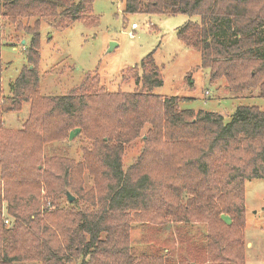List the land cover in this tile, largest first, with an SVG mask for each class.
Instances as JSON below:
<instances>
[{
    "label": "trees",
    "instance_id": "16d2710c",
    "mask_svg": "<svg viewBox=\"0 0 264 264\" xmlns=\"http://www.w3.org/2000/svg\"><path fill=\"white\" fill-rule=\"evenodd\" d=\"M93 2L0 0V21L30 38L27 66L6 91L0 55V264H132L128 215L146 220L150 212L161 224L201 221L206 261L244 264V185L264 178V110L240 105L225 122L215 112L180 109L179 98L152 92L162 84L152 53L133 68L139 91L110 92L88 72L66 94L41 95V24H92ZM124 12L198 16L176 36L199 53V67L210 80L225 78L232 92L258 87L264 96V0H124ZM24 104L21 127L3 140V116ZM146 124L141 151L124 168V146ZM72 131L91 146L82 147L81 160L42 155L45 144ZM84 177L92 182L86 190ZM67 191L85 202L57 204Z\"/></svg>",
    "mask_w": 264,
    "mask_h": 264
},
{
    "label": "rangeland",
    "instance_id": "374dc122",
    "mask_svg": "<svg viewBox=\"0 0 264 264\" xmlns=\"http://www.w3.org/2000/svg\"><path fill=\"white\" fill-rule=\"evenodd\" d=\"M189 20L198 22L199 17L125 13L124 0H94L92 16L86 18L87 22L94 21L92 24L75 21L64 30H56L43 22L38 49L39 92L45 96L66 94L88 72L97 73L99 85L110 92L139 91L141 87L135 84L133 68L152 53L162 76V84L152 92L163 97L179 98L180 109L215 112L222 115L225 122L230 120L231 113L240 105L257 106L264 110V96L259 95L258 87L240 93L232 92L225 78L210 80L209 69L199 67V53L184 46L176 36L177 29ZM131 24H136V28H132ZM14 27L11 23L0 21L1 83L4 91L9 82L27 66L24 50L30 38L16 32ZM110 46L112 49L108 51ZM137 67L135 69L140 75L141 68ZM27 112L28 105L24 104L20 112L3 116V140L21 127ZM148 128L146 124L140 136L124 146V168L139 155L142 138H145ZM74 137L72 131L67 138L45 144L42 155L76 162L81 160L82 147L90 149L91 146L83 137ZM91 185V180L84 177L82 189L86 190ZM70 194L77 201V207L85 202L80 195ZM58 201L57 204L68 202L64 194ZM45 202L46 207L54 209L49 199H45ZM244 205V264H264V178L245 182ZM152 214L148 213L146 220H136L133 213L128 215L130 229L127 246L132 264L151 263L156 259H161V264H215L205 259V224L199 220H168L161 224L157 223V218L150 219ZM23 264L41 262L26 261ZM70 264H78V261Z\"/></svg>",
    "mask_w": 264,
    "mask_h": 264
},
{
    "label": "water",
    "instance_id": "95a60500",
    "mask_svg": "<svg viewBox=\"0 0 264 264\" xmlns=\"http://www.w3.org/2000/svg\"><path fill=\"white\" fill-rule=\"evenodd\" d=\"M111 49H112V46H110V48L108 49V51H110ZM66 196H67V201L68 202H71L74 199V197L68 191L66 192Z\"/></svg>",
    "mask_w": 264,
    "mask_h": 264
},
{
    "label": "built area",
    "instance_id": "2783aa9c",
    "mask_svg": "<svg viewBox=\"0 0 264 264\" xmlns=\"http://www.w3.org/2000/svg\"><path fill=\"white\" fill-rule=\"evenodd\" d=\"M131 27L132 28H135L136 27V24H131ZM7 222V221H6Z\"/></svg>",
    "mask_w": 264,
    "mask_h": 264
}]
</instances>
